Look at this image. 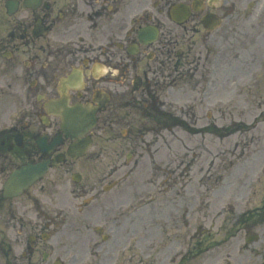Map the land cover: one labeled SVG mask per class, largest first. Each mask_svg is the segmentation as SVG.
<instances>
[{
	"label": "flooded vegetation",
	"instance_id": "1",
	"mask_svg": "<svg viewBox=\"0 0 264 264\" xmlns=\"http://www.w3.org/2000/svg\"><path fill=\"white\" fill-rule=\"evenodd\" d=\"M252 32L264 41V0H0V264H264L259 115L255 134H214L206 155L177 136V161L140 166L172 86L181 128L200 132L221 93L224 111L264 108V87L248 82L260 68L246 64ZM218 121L248 120L211 116L214 132ZM63 122L96 123L72 137ZM105 128L127 129L107 172ZM45 161L42 179L16 180ZM227 164L242 168L218 173ZM142 169L144 198L113 179ZM214 175L233 202L201 197Z\"/></svg>",
	"mask_w": 264,
	"mask_h": 264
},
{
	"label": "rangeland",
	"instance_id": "2",
	"mask_svg": "<svg viewBox=\"0 0 264 264\" xmlns=\"http://www.w3.org/2000/svg\"><path fill=\"white\" fill-rule=\"evenodd\" d=\"M252 33L254 35L249 38V42L252 39H253V41L249 44L250 45L249 50H248V53L246 55V61H247L246 64H250L253 61V59H256L260 68H258V70L256 69L257 71L255 73V74H258V77H255V79L252 78L248 82L252 81L253 84H256V85H257L256 82H258V85H260L261 87H264V59L262 58V54L264 56V41L262 40V37L259 34H258L259 37L257 38V35H255V32H252ZM258 40H259V44L256 47V41H258ZM260 40H262V41H260ZM262 44H263V46H262ZM258 60H262V61L260 62ZM234 81H236V79ZM222 86H224V82L222 85H219L218 88H221ZM178 94L180 96V92L178 93V91L176 89H174L172 86V88L167 92V94L163 95V97H164L163 99L169 103V105H168V106H170L169 109L170 110L173 109L174 112H176V108H177L175 105V102H176V98H178ZM216 98L218 100L220 99V102H218V104H217L219 106V108H217L213 111H211V110L208 111V109H204V110L201 109L202 113L204 114V121H205V122H201L202 124L208 123L209 117L206 118L208 112H212L213 117L214 116L220 117L221 113H225L228 118H231V113H233L235 120H241V119H245V118H246V120H248L247 122H234V124H232V125L230 124V122L221 121V123L219 124L220 126L224 124L225 128L230 127L229 130L222 131L223 134L233 133V134H236L239 136L245 135L251 127L249 125H245L244 123L251 124L254 121L253 118L257 115H259L258 120L264 119V108L257 110V109H255V107H256L255 105H248V107H244L240 103H235L234 101H230L231 106H233V107H231L228 111H224L223 110L225 108L224 106H226V101H225L226 96L221 93V94L217 95ZM220 106H221V108H220ZM219 110H222V111H219ZM262 112H263V114H262ZM106 130H107V128L104 129V131H106ZM244 131H245V133H244ZM107 132H108V130H107ZM125 133H127L125 130L123 132L119 133L118 128H116L114 130V132L110 131L111 138H113V139L116 138L117 143L116 142H109V143H106V145H105L106 152H105L104 161H103V169L105 172H107L109 170V167L112 165V160L115 158L114 151L116 149V145L120 144V141H121L120 138H121L122 134L125 135ZM251 133L255 134L254 132H251ZM251 133H248V134H251ZM165 134L168 135L166 140L170 141L171 140V138H169V135H171L170 132L165 131ZM151 137L153 138V136H151ZM208 139H211V138H207V140ZM163 144L164 143L162 141H160L158 146H162ZM164 147H167V146H164ZM249 150H256V144H254V146H249ZM163 151H165V149ZM229 168L230 167L226 168V171L230 172V170H228ZM239 168H241V167L239 166ZM239 168H237L236 170H238ZM204 170H206V169H204ZM202 172H204V171H202ZM228 177H229V179H231L232 175H229ZM116 178H118V176ZM148 178H149V175H146L145 173H139V174L133 175L132 179L129 178L127 180V183H130L132 185L131 190H133L134 188L139 187V186L143 188L145 183L148 181ZM213 182H214V180H213ZM213 182H212V184H213ZM221 197H224L226 200L229 198H231V199L235 198L232 191H227L226 193L220 192L219 197L216 196L215 198L220 199ZM81 225L82 224H80V223H76L73 225V228L76 229L77 227H81Z\"/></svg>",
	"mask_w": 264,
	"mask_h": 264
},
{
	"label": "water",
	"instance_id": "3",
	"mask_svg": "<svg viewBox=\"0 0 264 264\" xmlns=\"http://www.w3.org/2000/svg\"><path fill=\"white\" fill-rule=\"evenodd\" d=\"M78 123H80V122H73V126L77 125ZM92 126H93V122H89L88 125H86V127H92ZM84 132L85 131H82V132H79L78 134H82ZM46 166H47L46 164H42L40 166L41 173H44V171H46V169H47ZM24 170H26V169H24ZM31 171H33V170H31Z\"/></svg>",
	"mask_w": 264,
	"mask_h": 264
}]
</instances>
